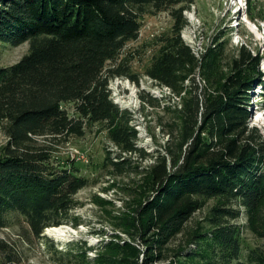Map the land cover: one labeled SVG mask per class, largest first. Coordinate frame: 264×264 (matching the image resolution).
I'll return each mask as SVG.
<instances>
[{
  "label": "trees",
  "instance_id": "obj_1",
  "mask_svg": "<svg viewBox=\"0 0 264 264\" xmlns=\"http://www.w3.org/2000/svg\"><path fill=\"white\" fill-rule=\"evenodd\" d=\"M184 1L192 0H0V42L29 46L18 62L0 66V127L8 138L0 150V228L20 216L41 237L68 220L87 179L74 161H54L51 144L101 124L119 150L116 160L109 156L114 172L136 169L147 194L113 217L129 240L110 239L93 259L86 250L69 255L82 264H264L254 250L244 259L233 222L241 207L254 217L264 203V137L249 124L261 56L241 47L230 74L202 97L195 77L201 62L181 37L187 20L180 6L171 12L172 35L145 72L179 100L165 107L171 116L164 146L154 154L139 147L134 113L112 99L110 81L129 75L120 56L139 37L143 17ZM209 55L204 62L211 68ZM65 103L73 104L72 115ZM133 155L152 163L139 169ZM211 198L217 204L208 226L170 256L171 241ZM21 261L0 239V264Z\"/></svg>",
  "mask_w": 264,
  "mask_h": 264
},
{
  "label": "rangeland",
  "instance_id": "obj_2",
  "mask_svg": "<svg viewBox=\"0 0 264 264\" xmlns=\"http://www.w3.org/2000/svg\"><path fill=\"white\" fill-rule=\"evenodd\" d=\"M180 6H184L183 17L187 20L181 37L186 44L199 51L201 64L195 77L202 97L204 90L215 92L230 74L232 62L239 56L241 47L261 56L260 80L251 90L257 99L251 101L249 124L259 128L264 137V97L261 96L264 90V0H192L146 14L139 37L129 42L120 56L129 75L114 77L110 81L113 101L134 113L139 147L154 154L156 149L164 146L168 139V127L165 125L171 116L165 107L179 102L171 90L155 83L145 72L160 49L162 40L172 35L175 21L171 12ZM28 49L27 43L11 46L0 42V66L15 64ZM209 54L213 56L214 65L211 68L204 62ZM63 106L73 114V104L65 103ZM44 140L39 138L38 143L42 144ZM7 141L0 127V150ZM51 148L54 161H74L79 174L87 179V185L75 195L76 205L68 220L59 225L68 228L66 239L46 234L48 228L41 237H37L20 216L14 217L8 226L0 228V239L20 253V264H82L68 252L75 254L86 250L87 258L93 259L98 254L96 248L110 239L120 243L129 240L116 227L113 217L120 216L126 210L131 211L143 200L147 189L143 186V174L136 169L128 168L121 174L114 172L109 156L116 160L119 150L110 141L103 126L95 124L86 129L84 136L52 143ZM132 162V166L141 165L139 169H142L152 163V157L141 160L133 155ZM215 204L216 198L207 199L205 205L184 224L181 232L171 241L170 256L188 241L195 229L208 226L206 220ZM261 208V213L255 212L252 217L241 207L240 217L233 221L241 230L244 259L247 253L254 250L264 260V203ZM257 262L252 264H259Z\"/></svg>",
  "mask_w": 264,
  "mask_h": 264
},
{
  "label": "bare ground",
  "instance_id": "obj_3",
  "mask_svg": "<svg viewBox=\"0 0 264 264\" xmlns=\"http://www.w3.org/2000/svg\"><path fill=\"white\" fill-rule=\"evenodd\" d=\"M238 3V2H237ZM237 23V22H236ZM234 25V24H233ZM255 25V24H254ZM238 26V25H237ZM256 26V25H255ZM255 29V28H254ZM255 31V30H253ZM252 31V32H253ZM260 35V34H259ZM192 47V46H191ZM193 52L196 54V56L198 57L199 56V51H197L195 48H193ZM201 56V54H200ZM167 90H170L168 87H165ZM46 234L50 235V236H53L57 239H66V237L68 236V228L65 227V226H56V227H50L46 230Z\"/></svg>",
  "mask_w": 264,
  "mask_h": 264
}]
</instances>
